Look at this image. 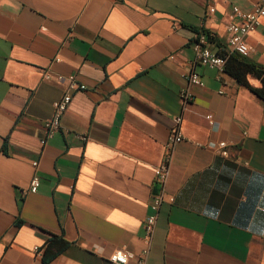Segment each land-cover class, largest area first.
Listing matches in <instances>:
<instances>
[{
  "label": "crops",
  "instance_id": "obj_1",
  "mask_svg": "<svg viewBox=\"0 0 264 264\" xmlns=\"http://www.w3.org/2000/svg\"><path fill=\"white\" fill-rule=\"evenodd\" d=\"M259 1L0 0V264H115L123 252L128 264H264V100L192 63L197 34L226 52L233 7ZM246 42V60L264 68V19ZM193 70L202 86L189 83ZM56 74L85 89L42 146L66 87ZM175 116L183 140L156 193ZM220 141L227 159L210 146ZM35 172L39 188L25 195ZM158 195L174 201L147 245Z\"/></svg>",
  "mask_w": 264,
  "mask_h": 264
},
{
  "label": "built area",
  "instance_id": "obj_2",
  "mask_svg": "<svg viewBox=\"0 0 264 264\" xmlns=\"http://www.w3.org/2000/svg\"><path fill=\"white\" fill-rule=\"evenodd\" d=\"M207 10L209 14H212L215 12V7L209 5ZM230 19V22L226 24V31L228 33L226 53L228 55L237 54L241 57H247L253 51V47L246 42V37L256 31V29L261 25L262 19H264V0H260L259 2L255 3L251 11L248 12L241 11L238 7H233ZM233 19H236L237 21L234 22L232 21ZM208 44L209 39L205 33L201 32L197 34L193 43V65L195 66L196 64H199L208 69L223 73L227 56L225 57L221 54L213 53L210 50ZM51 77L52 75L49 70H47L43 75L45 80H50ZM54 78L58 82H64L66 87L61 97L53 103L52 117L44 122V138L41 140L42 146H44L48 140L52 139L57 133L61 131V118L72 100V94L75 91H82L85 89V86L77 81L75 75L63 76L56 74L54 75ZM187 79L191 85L202 86V81L194 70L188 74ZM179 99L182 104L190 101L191 95L189 91L187 89L182 90L179 95ZM206 120L210 126H213V120L210 115L206 116ZM181 121L182 119L180 116H175L173 118L170 135L165 146L163 161L155 170L156 180L162 186L166 183L169 175V163L173 148L177 143H180L183 140V137L180 133ZM79 138L82 141H86L87 139V137L84 135H81ZM210 146L220 157L224 159L229 158L230 154L228 145L225 141H220L216 144H210ZM32 167L36 170L38 167V162L33 161ZM39 185L40 177L35 172L29 182L28 188L23 191V194H35L39 188ZM164 200L169 203H173L174 198L172 196L164 198V196L158 195L153 198V202L150 205V213L143 225L147 245H149L152 240L159 208ZM147 254L148 248L143 250L142 257H146ZM131 256L132 255L127 252L114 253L108 257V260L115 264H128Z\"/></svg>",
  "mask_w": 264,
  "mask_h": 264
},
{
  "label": "trees",
  "instance_id": "obj_3",
  "mask_svg": "<svg viewBox=\"0 0 264 264\" xmlns=\"http://www.w3.org/2000/svg\"><path fill=\"white\" fill-rule=\"evenodd\" d=\"M221 55L227 56L224 72L232 77L239 85L246 87L261 100H264V68L258 67L237 54ZM248 75L255 76L260 81L259 87H253L248 81Z\"/></svg>",
  "mask_w": 264,
  "mask_h": 264
},
{
  "label": "water",
  "instance_id": "obj_4",
  "mask_svg": "<svg viewBox=\"0 0 264 264\" xmlns=\"http://www.w3.org/2000/svg\"><path fill=\"white\" fill-rule=\"evenodd\" d=\"M162 185L160 183H157L156 186L154 187L156 193H159L160 189H161Z\"/></svg>",
  "mask_w": 264,
  "mask_h": 264
}]
</instances>
